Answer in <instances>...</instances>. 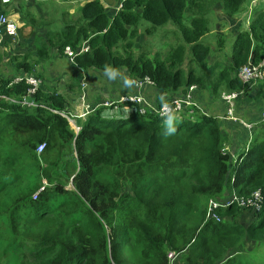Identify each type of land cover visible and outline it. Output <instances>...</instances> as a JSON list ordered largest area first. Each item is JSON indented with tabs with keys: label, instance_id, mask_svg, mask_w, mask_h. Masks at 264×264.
<instances>
[{
	"label": "trees",
	"instance_id": "obj_1",
	"mask_svg": "<svg viewBox=\"0 0 264 264\" xmlns=\"http://www.w3.org/2000/svg\"><path fill=\"white\" fill-rule=\"evenodd\" d=\"M246 1L219 0V7L233 19ZM120 2L113 9L87 0L75 20L48 30L39 46L46 58L50 48L64 56L66 46L76 53L89 46L72 63L81 78L79 97L83 73L106 68L125 70L130 83L149 77L154 108L184 98L192 85L217 98L248 92L237 74L264 60V8L255 10L248 30L235 33L227 59L210 64L212 50L201 41L210 32L205 0H128L116 11ZM161 27L160 38L168 32L178 42H162L171 47L166 54L144 52ZM17 55L10 64L19 76H34L28 54ZM14 79L0 77V94L23 98L29 85H11ZM258 96L264 97V85ZM30 99L38 106L0 100V264H168L170 252L179 264H264V201L258 212L232 205L218 211L219 221L208 218L211 200L257 190L264 196V129L234 157L223 124L200 109L195 95L192 114H172L170 135L167 117L152 109L141 115L138 105L128 113L122 111L128 104L116 111L98 107L79 119L76 132L61 115L66 96L41 81Z\"/></svg>",
	"mask_w": 264,
	"mask_h": 264
},
{
	"label": "crops",
	"instance_id": "obj_2",
	"mask_svg": "<svg viewBox=\"0 0 264 264\" xmlns=\"http://www.w3.org/2000/svg\"><path fill=\"white\" fill-rule=\"evenodd\" d=\"M249 6H251V5H248L247 12L249 11L250 8H252ZM263 8H264V5H261L260 7L256 8L255 10H261ZM0 13L7 14L12 19H14L19 25V31H18L17 37L15 39H6L5 38L3 40V42L0 44V49H3V47H4V49L8 48V49H10V51L18 52L20 54H22V53L29 54L28 55V59H29L28 61L34 65V70L36 73L34 76L41 79L42 84L45 87V90H47V91L56 90V91H58L59 94L66 96L68 99L67 92L69 91V89H67L66 86L69 88L68 84L70 81L63 80L64 81V84H63L64 87L60 88L59 87L60 85L58 84V82L60 81L59 76L62 75L61 73L63 72V70L61 68L54 66V64L52 63V60L57 59V57H64L65 59H68V58L66 56H60L58 54L57 48H54V49L50 48L48 51V57L47 58L45 57V55L47 56V54L41 55L42 53L39 50V46L42 43L38 42L37 36H39L41 39L45 38V37L40 36L39 34L37 35V31H35V35H37V36L32 37V35H31L32 33H30V26H27L29 22L27 19H24L22 16L24 13L23 5H11V4L5 5V4L0 3ZM239 15L240 14H238V17H239ZM247 17L248 16H245L243 18L247 19ZM246 19H242L241 20L242 23H241V21H239L240 23L238 25L239 26L238 29H235V27H233L234 28V33H233L234 36H235V33L238 32L240 29H243V30L249 29L252 19L250 21H246ZM228 20H230L231 25L236 21V20L230 19V17H228ZM228 20H226V21H228ZM15 42H17V44H22V45L26 46V48H24V46L20 47L18 45H14ZM44 42H46V41H44ZM2 54H0V55H2V58H3L0 61V77H9V78L15 77L16 78L17 76L21 75L20 74L21 71H17L14 68L13 63L10 64V60L9 61L7 60L8 57L5 55V53H2ZM54 56H55V58H54ZM46 61H48L49 69H50V74L48 76L46 75V69L47 68H45V65L43 64ZM70 63H71V65H73L72 62H70ZM5 66H6V68H5ZM108 71L111 72L110 70H108ZM89 72L91 74H94L93 76H91L92 78L90 79L91 87L93 88V90L97 89L98 94L102 95V98L101 97L100 98L102 100L104 99V101L108 100V99H115V98L118 99L120 96H122L124 94L142 95L146 99L149 98L151 100V102H154L155 98L157 97V91L155 90L154 87H145L141 90L135 89V87H133L131 85L129 78L126 75L127 73L125 70L113 71V72H117V74H119V76L116 79H113V78L109 79L108 76L106 77L107 78L106 79L105 77H103L101 75L102 74L101 71L100 72L96 71L100 75L93 73L94 70H90ZM96 75L99 77L100 81L104 82L105 86L103 85V87H101V88H102V93H104L106 95L101 94L98 90L99 85H96L94 83V77ZM63 77L64 78H62V79H65V76H63ZM116 80H119V82H116ZM108 81H109V84H106ZM125 81H127V83H125ZM252 84L250 87H248V92L246 94H244L243 96H241L236 101L234 115L236 112L237 116L242 118L243 121L245 120V122L246 121L247 122L248 121L253 122L254 123L253 131H250L249 129H247L241 122L233 121L231 118L225 116V115H227L228 105H226V103L222 100L221 95H222V93H224L226 91H223L221 93L220 97H218L219 98L218 102L215 105H213V103L211 101H207L208 103H206V106H204V108L206 109V111L208 113L218 117L219 121L223 124L224 133L228 138L226 147H227L228 151L232 155H234V157L235 156L237 157L244 150V148H246L251 143V140L254 137V135H256V133L259 132L260 127L262 129H264V121H263L264 97L258 96V94H260L261 87L264 85V79L261 81H257L255 83H252ZM198 92H201V93L203 92V94L205 95V90L203 88L199 89L197 87L193 91V97L195 95V97L198 99V101L201 104H203L201 99L199 98L200 94ZM232 92H235V91H232ZM95 98H97V96ZM104 101H102V102H104ZM77 103H78V100H77ZM74 105L75 104H72L71 102H69V105L67 106L68 108L66 109V112L71 113L70 110L72 111L74 109ZM78 107H80V106H78ZM125 108H127L129 111H131V109H134L132 106H127ZM79 111H80V109H78V110L76 109L75 113H78ZM81 119H83V118H81ZM78 120H79V118H78ZM75 122H76V125L78 126V121H75ZM255 122H257L258 125Z\"/></svg>",
	"mask_w": 264,
	"mask_h": 264
},
{
	"label": "rangeland",
	"instance_id": "obj_3",
	"mask_svg": "<svg viewBox=\"0 0 264 264\" xmlns=\"http://www.w3.org/2000/svg\"><path fill=\"white\" fill-rule=\"evenodd\" d=\"M86 1L87 0H10V3H11V5H23L24 13L22 16L24 19H27L29 22L27 26H30V33H32L31 34L32 37H35L38 34L40 36H44L45 38H42V39L39 36H37L38 42L42 43L43 41H48V35H47L48 30L60 31L62 29V27L64 26L65 22H72L73 20H75L77 18V16H79V13H80L79 9H80L81 5H83ZM101 1L106 7L113 8V9L115 8L114 5H116V0H101ZM205 2H206V4L210 5L209 6V9H210V11H209L210 32L208 34H206L202 38L201 41L204 42L206 45H208L212 50L213 54L211 55V58L209 60L210 64L213 63L214 61H217V60L225 61V59H227V57H225V56H229L231 54L232 45L235 41V36L233 34L234 33L233 27H235V29H238L239 28L238 25L240 23L239 21H241L242 19H246V18H243L245 16H248L246 21H250L254 17L255 9L261 6L259 3H264V0H247L245 5H243V7L241 9L242 13H240L239 17L237 15L236 17H234V19H232V20H236L232 25L230 23V20H228L229 15H227L219 7V0H205ZM248 5H251L249 7H252V8H250L249 11L247 12ZM189 14L194 15L195 12H189ZM186 16H187V18L189 17L186 14L185 18H186ZM226 20H228V21H226ZM241 23H242V21H241ZM48 24H50V25H48ZM142 25L147 27L149 24L147 22L143 21ZM33 28H34V30H33ZM164 29L165 28L161 27V28H159L158 32L155 33V36L159 37L156 39V42H159L161 48H159L157 46L156 42L154 41L152 43V45H150L149 47H147L143 50L144 52L152 53V55H153L157 50H160L162 52H165V54H166V52H167L166 50L168 48H171V47H168V48L165 47L168 44L162 43V42H167V43H177L178 42V36L176 37L174 34H171L168 32H166V33L164 32V35L161 36V38H160L159 35L164 31ZM35 31H37V35H35ZM218 35H220V37H218ZM221 37L223 38L222 41L220 39ZM144 39H146V38H144V35L142 34L141 37L139 39H137V41H139L141 43L142 41H144ZM147 41L151 42L153 40L148 39ZM17 42H15L14 45H18L20 47L24 46L22 44H17ZM220 42H221V44L219 45ZM24 48H26V46H24ZM136 48H139V46L136 45ZM139 50L142 51V49H139ZM2 53H5V55L8 57V59H7L8 61L11 59V57H13L17 54H20L18 52L10 51V49H8V48L4 49V47H3V49H0V54H2ZM22 54H24V53H22ZM54 58H55V56H54ZM52 63L54 64V66L61 68L63 70V72L61 73L62 75L59 76L60 77V81L58 82V84L60 85L59 87L60 88L64 87L63 86V84H64L63 80L70 81L68 84L69 88L66 86V88L69 89L67 94H68V99L70 101L69 100L68 101L71 102L72 104H75L74 109L72 111L70 110L71 114L74 113V115H75V119H73V122L71 125H72L73 129L76 132H78L80 129L75 128V126H76L75 121H79L78 118L79 119L83 118L80 115L85 112V107L83 105V101L81 100V97H79L80 90H78V84L81 83V78H79V70L77 69L76 66L71 65L69 60L65 59L64 57H57V59L52 60ZM43 64L45 65V68H47L46 69V75L48 76L50 74L49 63H48V61H46ZM5 68H6V66H5ZM96 71H98V70H94L93 73L100 75L98 73L100 71H98V72H96ZM110 73H114L113 79H116L119 76V74H117V72L111 71ZM93 75L94 74H91L89 71H88V73L87 72L83 73V76L86 77L87 82H88V89L86 90L87 91L86 103L90 107L99 106V105H101L102 101H104V99L103 100L101 99L102 95L98 94L97 89L93 90V88L91 87L90 79L92 78L91 76H93ZM97 75L94 77V83L96 85H99L98 86L99 92L103 95H106V94L102 93V88H101V87H103L104 82L100 81V79ZM101 75L105 78L107 77L105 72H103V74H101ZM63 76H65V79H62V78H64ZM211 79H213V77H211ZM116 82H119V80H116ZM106 84H109V81ZM248 86L250 87L251 84ZM223 89H224L223 86L220 87V90H223ZM203 92L202 93L198 92L200 94L199 98L201 99V101L203 103V104H201L199 102V106L201 107L200 109H202L204 112H207L206 109L204 108V106H206V103H208L207 101H211L213 103V105H215L218 102L219 98L214 97V96L213 97L210 96L208 91H205V95L203 94ZM96 96H97V98H95ZM77 100H78V103H77ZM105 101H107V100H105ZM147 101L149 103L151 102V100L149 98H147ZM78 106H80V107H78ZM76 109L77 110L80 109V111L78 113H75ZM96 109H98V108H96ZM122 111L128 113V109L125 107L122 108ZM235 115L237 116L236 112H235ZM255 123L257 124V122H255ZM250 131H253V129ZM226 199H223V200H226ZM179 262H180V259L177 261L176 264H179Z\"/></svg>",
	"mask_w": 264,
	"mask_h": 264
},
{
	"label": "built area",
	"instance_id": "obj_4",
	"mask_svg": "<svg viewBox=\"0 0 264 264\" xmlns=\"http://www.w3.org/2000/svg\"><path fill=\"white\" fill-rule=\"evenodd\" d=\"M128 0H121L119 5L116 7V11H119L124 2ZM2 4H9L10 0H1ZM19 31L18 23L12 19L10 16L4 13H0V44L3 42L5 38L8 39H15L17 37ZM89 50V46L84 43L79 51L76 53L72 47L66 46L63 50L64 56H66L70 62H74L75 57L78 54L87 52ZM238 79L244 85H250L257 81H261L264 79V60L258 64H253L252 62L247 63L246 65L242 66L237 74ZM26 82L29 85L28 93L23 98L18 97H10L4 94H0V100L8 101L13 104H18L21 106L26 107H36L38 104L31 100L30 97L34 96L38 91L41 80L33 75H27L25 77L18 76L16 77L11 85ZM131 84L137 90H141L145 87H152L155 86V83L149 78L145 77L143 79H133L131 80ZM87 83L86 77L83 76L82 79V96L81 100L83 101V105L85 107V112L81 114V117H86L89 113L96 111V108L105 106V107H114L115 111L118 109L119 104L125 105H138L141 108L138 109L139 114L145 115L148 109H152L155 113H157L160 117L165 118L168 115H172L175 113L182 112L185 109H190L189 113H193L192 106H196L194 103L193 91L197 88L196 85L190 86L186 96L184 98H175L170 101H164L159 108L152 107V103H149L144 97L140 95H128L122 96L116 102L114 101H104L99 106L90 107L86 103L87 97ZM243 95V92H224L221 95L222 100L228 105V117L231 118L233 121H240L247 129L252 130L254 124L245 122L234 115L236 101ZM61 115L65 117L70 124H72L73 119H75V115L67 112H62ZM264 121V116H263ZM75 128L79 129L77 125ZM45 144H40L38 146V152L41 153L45 149ZM44 188H41L43 190ZM264 201V196L261 190H257L251 193L249 196H239L236 193H233L232 196L228 201H214L211 200L208 205V218L216 219L217 221L220 220V216L218 215V211L220 209L228 208L232 205H236L240 208L251 209L256 212L261 211L262 205ZM178 259V255L175 253H168V264H176Z\"/></svg>",
	"mask_w": 264,
	"mask_h": 264
},
{
	"label": "clouds",
	"instance_id": "obj_5",
	"mask_svg": "<svg viewBox=\"0 0 264 264\" xmlns=\"http://www.w3.org/2000/svg\"><path fill=\"white\" fill-rule=\"evenodd\" d=\"M105 74L109 77V79H112L114 77V73H110L107 68L105 69ZM125 83H127V81H125ZM173 121H174V118L172 115H168L167 118L163 121L166 135H170L171 133L175 132L176 129L174 127Z\"/></svg>",
	"mask_w": 264,
	"mask_h": 264
}]
</instances>
